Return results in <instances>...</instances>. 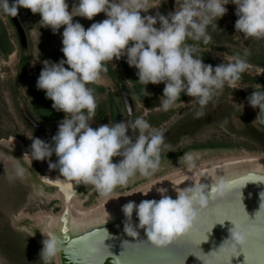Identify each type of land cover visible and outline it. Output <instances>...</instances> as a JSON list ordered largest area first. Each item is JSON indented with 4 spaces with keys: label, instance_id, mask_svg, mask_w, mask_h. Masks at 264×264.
Returning a JSON list of instances; mask_svg holds the SVG:
<instances>
[{
    "label": "clouds",
    "instance_id": "obj_1",
    "mask_svg": "<svg viewBox=\"0 0 264 264\" xmlns=\"http://www.w3.org/2000/svg\"><path fill=\"white\" fill-rule=\"evenodd\" d=\"M230 3L235 5L236 32L246 38H264V0H175L176 9L168 16L160 13L142 16V12L148 13L149 0H74L71 11L67 0H12L11 3L0 0V13L5 16L15 17L18 9L24 8L39 14V23L53 34L63 27L60 51L64 59L43 61L36 87L52 101V109L64 113L65 117L59 122L51 143L33 135L28 137L31 146L27 155L31 161H47L49 169H58L67 181L90 185L106 198L115 188L126 186L136 173L147 177L156 172L162 148L169 147L164 143L163 134L142 118L92 128L90 121L97 104L87 85L101 80L108 63L125 58L128 66L137 70L140 83L164 84L160 98L163 110H169L182 93L195 98L201 107L205 106L225 85L235 87L249 65L239 56L215 67L204 64L201 57L194 56L196 49L186 40H202L207 44L211 39L207 28L217 27L213 22L227 13L225 6ZM158 6L159 3H153V8ZM101 13L106 19L92 23L87 30L79 22H73L74 17L91 21ZM112 66L115 68V64ZM247 102L259 109V114L264 113V91H253ZM129 130L138 133L134 142L127 135ZM53 154L57 157L54 163L50 159ZM114 157L122 159L114 163ZM153 187L148 185L147 190H138V193L147 196ZM156 191L160 194L159 200H142L139 204L129 201L123 205L121 211L126 218L123 230L128 237L136 238L138 229H142L147 242L157 249H166L195 230L212 202L203 185L175 189V199L166 194L167 189ZM232 191L231 183L220 180L215 197L226 200ZM262 196L264 193L260 194V201ZM262 208L261 201L256 216ZM134 212L138 220L135 225L132 223ZM244 213L249 218L245 210ZM231 223L234 227L230 238L224 240L218 251L209 254L225 253L224 264H230L231 258L243 253L249 243L251 226ZM52 226L50 218L39 228L45 237L40 252L42 264H51L62 248V241L51 230ZM105 232L106 240L109 234ZM97 247H105L104 241Z\"/></svg>",
    "mask_w": 264,
    "mask_h": 264
},
{
    "label": "rangeland",
    "instance_id": "obj_2",
    "mask_svg": "<svg viewBox=\"0 0 264 264\" xmlns=\"http://www.w3.org/2000/svg\"><path fill=\"white\" fill-rule=\"evenodd\" d=\"M67 2L71 11L74 0ZM154 2L159 3L157 8H153ZM225 7L227 13L213 22L217 27L207 28L211 37L207 44L202 40H186V43L196 49L194 56L201 57L204 64L215 67L239 56L249 67L235 87L225 85L205 106L185 95L169 110H163L160 91L164 84L140 83L137 70L129 67L125 58L114 60L115 68L108 63L114 74L107 70L101 74L100 81L87 85L97 104L90 121L92 128L142 118L152 129L160 131L164 143L169 145L161 150L156 172L147 177L136 173L126 186L115 188L110 197L116 200L134 197L133 194L148 185L189 173L190 169L214 167L211 163L232 156L238 159L264 156L263 116L247 102L253 91H264V38H246L236 32L235 5L230 3ZM175 9V0H149L148 13L141 15L168 16ZM104 19L101 13L91 21L74 17L73 22H79L87 30L92 23ZM39 21V14L24 8H19L15 17L0 13V264H42L43 240L41 231L34 228L37 223L21 221L18 217L21 212L56 216L64 210L60 199L48 200L50 194L58 191L46 187L40 179L41 175L49 176L48 172L57 176L59 170H50L47 161H31L27 155L31 146L29 138L33 135L51 143L59 122L65 117L52 109V101L36 87L43 61L64 59L60 51L63 27L53 34ZM156 27L159 28V23ZM127 135L134 142L138 133L129 130ZM180 136L187 138L180 141ZM50 159L54 163L57 157L53 154ZM120 159L114 157L113 162ZM20 169L22 174H18ZM72 199L81 203L84 210H93L107 198L90 187ZM51 264H55V258Z\"/></svg>",
    "mask_w": 264,
    "mask_h": 264
},
{
    "label": "water",
    "instance_id": "obj_3",
    "mask_svg": "<svg viewBox=\"0 0 264 264\" xmlns=\"http://www.w3.org/2000/svg\"><path fill=\"white\" fill-rule=\"evenodd\" d=\"M246 177L249 179H244ZM40 179L46 187L67 196H77L92 187L83 184L75 185L65 178L53 179L41 175ZM194 180L196 181H192L188 185L182 183L173 188L183 189L193 184L203 185L210 202H212V207L208 210L211 213L223 214L228 211L226 208L214 207V205L222 206L228 199L220 200L215 197V194L214 198L209 195L212 189H216L220 180L226 183L244 180L243 185L239 189L241 195L240 203L242 210L247 212L250 219H255L256 213L260 210L261 201L264 203V196L261 197L260 201V194L264 193L263 160L233 166L211 177ZM175 189H171V191L166 193L172 199L176 198ZM153 199L159 200L160 195L157 194L146 200ZM119 204L122 205L113 208L104 207L105 211L99 213L95 212L97 209H93V214L86 215L88 218L85 221L71 222L68 218L70 214L68 210H63L59 215H56L58 216V226H52L51 230L62 241L61 251L55 257L56 264L57 262L58 264H117L118 261L124 262V264H203V262L224 264L226 261L227 255L225 253L218 255L215 253L209 254L218 251L224 240L230 238V230L234 227L231 221L225 220L222 225L219 223L215 224L211 232L205 233L207 240L202 241L200 245L195 247L187 243L188 240L195 239L196 232L193 231L188 237L174 242L168 248L157 249L146 241V236L142 229H138L139 235L136 238L127 236L123 230L126 218L121 211L125 204L122 202ZM49 218L54 219V217ZM132 223L133 225L138 224L135 212L133 213ZM43 225L37 224L34 228L40 231L39 228L43 227ZM197 227L198 225L195 230ZM251 228L254 230L253 246L248 249L247 262L248 264H264V208L252 222ZM105 230L109 234V238L106 240L107 233ZM62 237H66V239H62ZM97 241H104L105 247L101 248L95 259H90L85 251V246ZM141 241L144 242L141 243ZM125 242L128 243L124 244ZM246 248H248V245ZM230 264H245L243 253L241 252L240 255L232 257Z\"/></svg>",
    "mask_w": 264,
    "mask_h": 264
},
{
    "label": "bare ground",
    "instance_id": "obj_4",
    "mask_svg": "<svg viewBox=\"0 0 264 264\" xmlns=\"http://www.w3.org/2000/svg\"><path fill=\"white\" fill-rule=\"evenodd\" d=\"M17 144L19 145L20 143H17ZM256 160H263L264 161V156L260 154V155H257L256 157H253V159L251 157H242L241 159H238V157L235 158L234 156H232V158H229L223 162H219L220 160H218L216 162H219V164L216 162L211 163L212 165H214V167L208 168V165H207V167H205L206 166L205 165V166H202L200 168L195 169V171L193 169H190V170H188V171H190L189 173L181 174V176H178V177L170 176L167 179H164L161 182L154 184L153 189L148 193L147 196H145L141 193H138V192L133 194L134 197H128L127 196L128 198L124 197L123 199H118V200H116L117 198H113V197L109 196V197H107V199H105L103 202H101L98 206H96L93 209L94 210L97 209L95 212L99 213V212L105 211L104 207L113 208V207H117V206L122 205V204H119L120 202L126 204L129 201H132V202L137 204V203H140L142 200H146L149 197H154L155 195L159 194L156 191L157 188H164V189H167V191L169 192V191H171V189H175L173 187L176 185H179L182 183H184L185 185H188L190 182L196 181L194 179H199V178L205 179V178L211 177L214 174L221 173L222 170L224 171L225 169H230L233 166L242 165L244 163L248 164V162L256 161ZM242 161H244V162H242ZM48 174H49V176L45 175V177H49V178H53V179H64V177H62L60 175V173H58L57 176H54L50 172H48ZM143 189L147 190V188H143ZM61 194L62 193L59 191L55 194H50L48 197V200L49 199H51V200H57V199L59 200L60 199L61 201H63L64 202L63 208H64V210L69 211L70 214H69L68 218L70 219L71 222L72 221L73 222L85 221L88 218V216H86V215H92L93 214V211L90 209L84 210L81 207L82 206L81 203H79L76 199L75 200L72 199L73 196H67V195H64V194L61 195ZM131 196H132V194H131ZM50 215L51 214H47V215L34 214V215H31V214H28L26 212H21L18 219H20L21 221L26 219V220H30L34 224L37 223L38 225L39 224L43 225L48 221V219H50L49 217H54L53 226H58V223H57L58 216H50ZM41 237H42V240L45 239V237L42 235V233H41ZM57 261H58V259H57ZM55 264H56V262H55ZM57 264H58V262H57Z\"/></svg>",
    "mask_w": 264,
    "mask_h": 264
},
{
    "label": "snow or ice",
    "instance_id": "obj_5",
    "mask_svg": "<svg viewBox=\"0 0 264 264\" xmlns=\"http://www.w3.org/2000/svg\"><path fill=\"white\" fill-rule=\"evenodd\" d=\"M249 179V178H244ZM244 180L241 181H233L231 182L232 185V194L228 198L227 202H225L222 206H216L217 208H226L228 211H225L223 214H215V213H205L204 216L201 218V221L194 232H196L195 239L188 240L187 243L192 245L193 247L200 245L202 241L207 240V236L205 233L211 232L212 227L215 224H223L225 220H229L233 223H244L246 225L251 226L254 220H249V218L245 215L244 211L241 208V195H240V186H242ZM216 189H212V192L209 194L210 197L214 198ZM95 235V234H94ZM253 236L254 230L251 228L250 235H249V243L248 248L243 249V255L245 261L248 260L247 252L248 249L253 246ZM62 239H66V237H62ZM99 241L89 244L85 246V251L88 254V258L95 259V256L100 253L101 249L97 247ZM200 250V249H198ZM239 255V253L235 254Z\"/></svg>",
    "mask_w": 264,
    "mask_h": 264
},
{
    "label": "flooded vegetation",
    "instance_id": "obj_6",
    "mask_svg": "<svg viewBox=\"0 0 264 264\" xmlns=\"http://www.w3.org/2000/svg\"><path fill=\"white\" fill-rule=\"evenodd\" d=\"M162 95H163V90L160 91V96L162 97ZM184 98H185V95L180 96V99L177 100L176 103L182 101ZM259 137H260V136H259ZM261 137H264V133L261 135ZM185 138H187V136H180V139H179V140L181 141V139H185Z\"/></svg>",
    "mask_w": 264,
    "mask_h": 264
},
{
    "label": "trees",
    "instance_id": "obj_7",
    "mask_svg": "<svg viewBox=\"0 0 264 264\" xmlns=\"http://www.w3.org/2000/svg\"><path fill=\"white\" fill-rule=\"evenodd\" d=\"M106 67H107V70H108V71H110L112 74H114V73L111 71L109 64H107ZM262 116H263V122H264V113H262Z\"/></svg>",
    "mask_w": 264,
    "mask_h": 264
}]
</instances>
